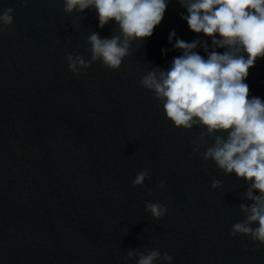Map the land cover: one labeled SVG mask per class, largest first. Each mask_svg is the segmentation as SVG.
Returning <instances> with one entry per match:
<instances>
[{
  "label": "water",
  "instance_id": "water-1",
  "mask_svg": "<svg viewBox=\"0 0 264 264\" xmlns=\"http://www.w3.org/2000/svg\"><path fill=\"white\" fill-rule=\"evenodd\" d=\"M8 8L14 23L0 32V264H126L130 249L159 250L174 264H264V244L231 235L246 219L240 205L253 203L247 182L203 159L211 137L194 153L202 129H177L140 83L182 54L169 42L173 30L201 40V56L204 41L212 50L211 38L182 19L178 0L119 71L94 63L80 75L66 56L89 60L90 34H119L115 21L101 29L94 10L68 14L64 0H0V14ZM246 83L250 97L264 99V59ZM144 170L150 179L133 187ZM148 203L167 215L157 221Z\"/></svg>",
  "mask_w": 264,
  "mask_h": 264
},
{
  "label": "clouds",
  "instance_id": "clouds-1",
  "mask_svg": "<svg viewBox=\"0 0 264 264\" xmlns=\"http://www.w3.org/2000/svg\"><path fill=\"white\" fill-rule=\"evenodd\" d=\"M169 0H64L68 14L94 10L103 29L115 21L119 34L101 38L92 32L88 37L91 57L66 56L69 70L80 75L94 63H102L111 71H119L130 55L134 43L151 38L164 19ZM186 10L183 15L190 30L211 38L203 50L196 49L201 40L186 42L170 32L169 42L182 54L167 69L155 67L140 81L163 106L167 119L177 129L191 131L200 127L202 134L193 141V152L201 154L207 139L213 143L202 153L205 161L213 162L222 172L247 182L246 199L241 204L246 219L232 226L231 235L247 236L264 244V99L250 97L246 80L257 59H264V0H178ZM13 8L0 14V32H7L14 23ZM223 48L221 54L216 51ZM166 53V50H162ZM150 179L147 170L137 173L133 187H144ZM167 188L165 182L159 184ZM213 190L221 188L213 180ZM259 195H256V192ZM146 209L157 221L168 209L160 203H148ZM127 260L135 264H174V258L159 250H129Z\"/></svg>",
  "mask_w": 264,
  "mask_h": 264
}]
</instances>
